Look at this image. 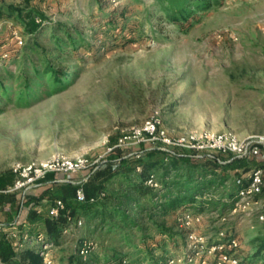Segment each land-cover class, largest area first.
I'll return each instance as SVG.
<instances>
[{
    "label": "rangeland",
    "instance_id": "obj_1",
    "mask_svg": "<svg viewBox=\"0 0 264 264\" xmlns=\"http://www.w3.org/2000/svg\"><path fill=\"white\" fill-rule=\"evenodd\" d=\"M154 1L0 0V12L9 21L0 29V76L10 84L12 95L0 112V180L12 178L15 163L46 160L57 154L98 161L91 170L104 167L119 150L121 158L135 166L148 148L108 149L152 116L161 118L162 129L172 139L203 130L233 132L240 139L264 135V0H226L196 15L192 27L158 23L150 17ZM13 9L22 17L9 15ZM29 15L42 26L34 36L25 26ZM55 26L69 28L81 47L67 48L58 57L53 36L63 40L66 36L62 30L55 32ZM13 29L25 37L21 49L11 40ZM32 40L41 52L48 51L56 67L69 68L71 74L62 79V85L50 76L42 77L29 99H22L23 74L29 67L32 74L31 66L35 67L30 57L41 72L43 68L44 57L26 51ZM176 153L196 155L182 149ZM136 169L141 172V167ZM89 170L71 177V182L83 188L94 175ZM122 178H113L107 190L117 188ZM57 188L46 195L30 193L38 200L32 201L31 208L25 203L19 213L16 210L12 222L28 226L29 212L46 210L52 203L48 196ZM216 206L214 209L227 212V205ZM92 213L76 206L75 216L67 211L54 219L70 217L85 223L52 248L54 264H115L109 260L114 250L129 255L131 264H167L187 253L191 230L207 237L205 245L216 242L218 232L225 230L238 240L241 248L236 256L247 264L255 253L256 240L264 237V224L255 216L226 221L205 216L185 231L179 227L176 212L159 220L172 228L171 236L152 227L146 233L110 235L107 229L93 231L86 219ZM28 231L34 237V230ZM22 235L6 236L18 253L35 246L30 238L23 241ZM84 240L96 248L81 263L77 252ZM22 241L25 244L20 248Z\"/></svg>",
    "mask_w": 264,
    "mask_h": 264
},
{
    "label": "trees",
    "instance_id": "obj_2",
    "mask_svg": "<svg viewBox=\"0 0 264 264\" xmlns=\"http://www.w3.org/2000/svg\"><path fill=\"white\" fill-rule=\"evenodd\" d=\"M226 0H155L153 9L150 12L154 14V20L166 22L172 25H186L192 27L195 17L199 13L206 12L212 8L219 7ZM9 15L22 17V14L13 9ZM2 15V12H0ZM27 33L34 36L42 28L41 25L33 21L29 15L28 22L25 25ZM64 31L66 38L54 37L55 51L58 57L67 48L76 49L81 47L69 28L55 26V32ZM55 35V34H54ZM27 52H33L43 56L42 72L38 68L36 61L32 57V63L35 67L32 74H29L30 67L25 70L24 86L20 92L22 99H29L32 95V89L38 84L42 77L50 76L57 85H62V79L71 74L69 68L56 67L53 60L49 57L48 51L42 50L36 40H32L26 46ZM28 58V56H25ZM41 58H39L40 60ZM38 61V60H37ZM11 86L6 78L0 76V112L3 110L4 103L12 99L10 93ZM119 150H116L110 160L104 165L95 166L89 172L94 171L92 179L88 184L83 185V190L88 199L97 197L100 193H105V197L99 199L96 203H78L75 199L76 190L79 185L73 182H54V175L50 174L47 178L38 183V186L44 187L42 193L48 194L53 187H58L55 193L49 194L48 198L52 200H62L73 216L76 214V206L85 210H93L92 214L87 216V223L93 227V231L98 232L101 229H107V234L124 235L132 231L146 233L149 228H155L159 234L171 236L172 228L166 226L165 222L159 220L165 219L170 213L179 212L183 207L203 210L207 202L198 200L205 191L212 187H222L229 183L228 189L223 193L224 197L233 198L237 185L230 174L235 169H241L242 173L247 172L251 167L247 161L233 160L226 165L218 164L206 157H196L189 154H174L166 156L159 150L143 151V155L138 159L134 166L130 160L121 158ZM120 157V158H118ZM118 158V159H117ZM120 160V161H119ZM119 166L123 167L118 170ZM137 166L141 167V172L137 171ZM98 167V168H97ZM97 168V169H96ZM117 175L123 176L119 186L107 190L106 185ZM0 180V190L6 191L12 184L13 175ZM150 177H154L161 188L156 189L148 186L146 183ZM27 192H6L8 203L16 205L17 213L21 206L30 203V208L35 200ZM2 197V196H1ZM41 197H39V200ZM19 200V204L17 202ZM43 200V198H42ZM33 201V202H32ZM159 201V202H158ZM49 205V206H51ZM210 207L215 208L220 205L219 202H210ZM23 208V207H22ZM43 212V213H42ZM38 212H29V223L37 224V231L45 234V242L53 246H58L62 240V232L66 226L65 218L54 220L48 216L47 209ZM15 219V217H14ZM12 226L21 228L22 226L11 222ZM216 242L212 244H218ZM83 245L80 242L79 250ZM82 263V257H80ZM127 260L131 264L129 255L122 254L114 250L113 256H110V262H120ZM84 260V259H83ZM251 262L247 264L264 263V237L256 240V250ZM0 261L2 264H43L35 249H25L20 253L16 252L11 242L6 239V234L0 233Z\"/></svg>",
    "mask_w": 264,
    "mask_h": 264
},
{
    "label": "built area",
    "instance_id": "obj_3",
    "mask_svg": "<svg viewBox=\"0 0 264 264\" xmlns=\"http://www.w3.org/2000/svg\"><path fill=\"white\" fill-rule=\"evenodd\" d=\"M115 2L116 0H108ZM9 23L6 17L0 15V29ZM11 40L16 48H23L25 37L18 29H13ZM7 56V55H6ZM127 146H144L151 150H161L169 155H174L175 150H187L196 157H206L221 165H226L233 160H244L249 165L255 163L247 174H243L241 169H235L231 174L237 185V191L233 198L223 196L228 189L229 183L222 187H212L198 197L199 201L207 202L201 212L200 209H190L183 207L178 212L177 219L179 227L187 229L195 224H200L205 216L220 218L226 221L229 217H252L255 216L257 221L264 224V135L248 136L240 139L233 132L216 133L203 130L197 133H190L186 136L172 139L166 131L162 129V120L158 116H152L147 119L141 126L134 127L130 132L121 135L114 147L109 148L111 152L115 148H124ZM139 155V154H138ZM98 161L91 162L85 156H76L69 158L57 154L46 160L34 161L27 164L15 163L11 168L13 175V184L5 192H27L34 188L39 182L45 180L48 175H54V182L63 183L71 182V177L87 172L90 167ZM153 188H159V184L154 177H150L146 183ZM105 193H100L97 197L88 199L83 188H78L75 193V199L78 203H96L99 199L104 198ZM219 202L227 205L226 213L219 208L210 207V202ZM253 207H255L253 209ZM42 210H38L41 213ZM67 212L66 205L62 200H55L47 208L48 216L58 219L61 213ZM84 221H73L70 217L66 218V226L62 235L71 234L77 229L84 226ZM29 228L20 231L15 226L6 230L5 226L0 224V233L6 234L10 238H18L22 235L23 241L28 239L34 240V249L40 257L43 264H54L51 254L54 247L45 242V234L37 231L28 236ZM189 233V232H188ZM189 235L192 240L187 246V253L183 258H173L168 260L167 264H178L186 261L187 264H241V258L236 254L241 248L238 240L228 234L225 230H220L217 234L218 244H203L207 237L196 236L194 232ZM21 242L19 247L23 248L25 242ZM201 243V244H199ZM96 244L89 240H84L79 256L87 260L95 251ZM210 256V257H209ZM115 264H128L127 260L116 262Z\"/></svg>",
    "mask_w": 264,
    "mask_h": 264
},
{
    "label": "crops",
    "instance_id": "obj_4",
    "mask_svg": "<svg viewBox=\"0 0 264 264\" xmlns=\"http://www.w3.org/2000/svg\"><path fill=\"white\" fill-rule=\"evenodd\" d=\"M55 179V177H54ZM14 180V178H13ZM13 180H12V184H13ZM11 184V186H12ZM10 186V187H11ZM44 190V187L41 186H35L34 188H32V190L30 191V193L35 192V191H40L42 192ZM6 193L5 191H1L0 190V224H2L3 226H5L6 230L12 228V218L15 217V212H16V207L15 205L11 206L8 203L9 198L4 194ZM2 196V197H1ZM8 198V200H7ZM29 227L31 231L37 229V224H28V226H22L21 228H18L20 231H23L25 228ZM18 250V249H15ZM20 252V251H19Z\"/></svg>",
    "mask_w": 264,
    "mask_h": 264
}]
</instances>
